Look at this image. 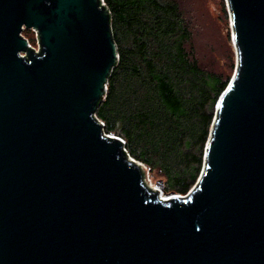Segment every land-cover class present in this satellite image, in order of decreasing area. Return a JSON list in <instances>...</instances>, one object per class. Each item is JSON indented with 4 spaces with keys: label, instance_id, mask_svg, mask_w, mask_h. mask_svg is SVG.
<instances>
[{
    "label": "water",
    "instance_id": "1",
    "mask_svg": "<svg viewBox=\"0 0 264 264\" xmlns=\"http://www.w3.org/2000/svg\"><path fill=\"white\" fill-rule=\"evenodd\" d=\"M225 4L233 72L194 184L163 199L94 115L104 3L0 0V264H264V0Z\"/></svg>",
    "mask_w": 264,
    "mask_h": 264
},
{
    "label": "trees",
    "instance_id": "2",
    "mask_svg": "<svg viewBox=\"0 0 264 264\" xmlns=\"http://www.w3.org/2000/svg\"><path fill=\"white\" fill-rule=\"evenodd\" d=\"M102 2L110 12L118 60L94 115L104 133L122 139L126 153L162 181V192L183 195L201 170L215 103L232 75L234 54L227 73L202 61L190 0Z\"/></svg>",
    "mask_w": 264,
    "mask_h": 264
},
{
    "label": "rangeland",
    "instance_id": "3",
    "mask_svg": "<svg viewBox=\"0 0 264 264\" xmlns=\"http://www.w3.org/2000/svg\"><path fill=\"white\" fill-rule=\"evenodd\" d=\"M222 1L225 8V16L221 12L220 0H190L192 8L190 10L197 27L195 43L198 56L201 57L204 63H212V66H216L217 70L227 73L228 59L234 54V50L230 41L226 4L225 0ZM23 35L30 43H33V36L28 29L23 32ZM149 178L152 185L160 191V188L155 185L158 179L150 174ZM169 193L171 192H162V195Z\"/></svg>",
    "mask_w": 264,
    "mask_h": 264
},
{
    "label": "built area",
    "instance_id": "4",
    "mask_svg": "<svg viewBox=\"0 0 264 264\" xmlns=\"http://www.w3.org/2000/svg\"><path fill=\"white\" fill-rule=\"evenodd\" d=\"M102 1V0H101ZM28 30H30L31 32H32V35H33V40H34V42L33 43H30L29 41H28V39H26L27 40V44H28V46L30 47V48H32L33 50H34V52H38L39 51V42H38V40H37V35L35 34V32L32 30V29H28ZM22 35V34H21ZM24 37V36H23ZM25 38V37H24ZM20 56H23V54L22 53H20ZM96 118V117H95ZM96 120L101 124V126H102V133H103V135H105V136H108V137H112V136H114V135H112V134H106V133H104V131H103V123L100 121V120H98L97 118H96ZM125 150V149H124ZM126 152V151H125ZM129 156V155H128ZM135 162L139 165V167H140V169L142 170V172H143V183L147 186V187H149V188H151L152 190H157L153 185H152V183H151V180H150V178H149V174H148V169H147V167L142 163V162H139V161H136L135 160ZM160 194H162L161 192H160Z\"/></svg>",
    "mask_w": 264,
    "mask_h": 264
},
{
    "label": "bare ground",
    "instance_id": "5",
    "mask_svg": "<svg viewBox=\"0 0 264 264\" xmlns=\"http://www.w3.org/2000/svg\"><path fill=\"white\" fill-rule=\"evenodd\" d=\"M161 197H162L163 199H166V195H162V194H161Z\"/></svg>",
    "mask_w": 264,
    "mask_h": 264
}]
</instances>
